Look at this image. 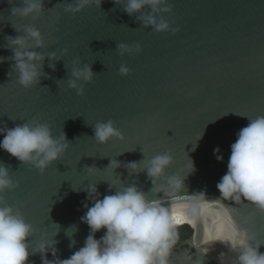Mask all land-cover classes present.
<instances>
[{
    "label": "water",
    "instance_id": "obj_1",
    "mask_svg": "<svg viewBox=\"0 0 264 264\" xmlns=\"http://www.w3.org/2000/svg\"><path fill=\"white\" fill-rule=\"evenodd\" d=\"M174 194L132 264H264V0H0V264Z\"/></svg>",
    "mask_w": 264,
    "mask_h": 264
},
{
    "label": "bare ground",
    "instance_id": "obj_2",
    "mask_svg": "<svg viewBox=\"0 0 264 264\" xmlns=\"http://www.w3.org/2000/svg\"><path fill=\"white\" fill-rule=\"evenodd\" d=\"M175 195L151 198L141 211L115 219L100 236L65 255L60 264H132L155 252L157 237L151 203L169 200Z\"/></svg>",
    "mask_w": 264,
    "mask_h": 264
},
{
    "label": "trees",
    "instance_id": "obj_3",
    "mask_svg": "<svg viewBox=\"0 0 264 264\" xmlns=\"http://www.w3.org/2000/svg\"><path fill=\"white\" fill-rule=\"evenodd\" d=\"M183 228V232H185L186 231V229H187V231H191L192 230V227H191V225H189V224H187V225H185L184 227H182ZM177 238H182V237H185V234L183 235V234H181V235H178V236H176ZM165 243H169V244H175V242H172V241H165Z\"/></svg>",
    "mask_w": 264,
    "mask_h": 264
},
{
    "label": "flooded vegetation",
    "instance_id": "obj_4",
    "mask_svg": "<svg viewBox=\"0 0 264 264\" xmlns=\"http://www.w3.org/2000/svg\"><path fill=\"white\" fill-rule=\"evenodd\" d=\"M186 231H187V229H186ZM183 234H184V232H183Z\"/></svg>",
    "mask_w": 264,
    "mask_h": 264
}]
</instances>
